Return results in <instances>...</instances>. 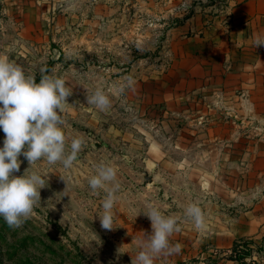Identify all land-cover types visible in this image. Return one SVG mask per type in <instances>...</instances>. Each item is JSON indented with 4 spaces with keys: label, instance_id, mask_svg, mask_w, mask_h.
<instances>
[{
    "label": "rangeland",
    "instance_id": "374dc122",
    "mask_svg": "<svg viewBox=\"0 0 264 264\" xmlns=\"http://www.w3.org/2000/svg\"><path fill=\"white\" fill-rule=\"evenodd\" d=\"M28 1L0 0V57L21 66L36 82L43 75L64 79L69 97L60 114L66 146L74 137L85 143L70 169L41 160L27 173L41 175L45 187L19 227H9L0 217V264H132L144 234H151V222L143 214L147 204L174 216L185 229L169 237L179 251L154 257V264H233L228 259L232 249L210 250L208 230H190L196 227L184 215L188 196L176 200L164 181L145 182L150 138L171 150L167 136L181 127L167 126L153 108L148 110L142 82L170 66L178 27L193 12L190 5L174 8L168 0ZM98 88L110 100L105 110L87 104L86 97ZM4 138L0 130V147ZM167 158L173 161L174 156ZM19 160L17 177L30 167L22 155ZM101 162L116 167L120 184L111 231L102 229L98 218L104 193L94 195L88 185ZM197 197L206 203L201 189ZM250 241L254 252L247 262L264 264V242Z\"/></svg>",
    "mask_w": 264,
    "mask_h": 264
},
{
    "label": "crops",
    "instance_id": "0c3cea01",
    "mask_svg": "<svg viewBox=\"0 0 264 264\" xmlns=\"http://www.w3.org/2000/svg\"><path fill=\"white\" fill-rule=\"evenodd\" d=\"M166 4L193 12L178 27L170 66L144 80L141 94L149 111L181 131L167 136L173 152L150 138L145 182L160 179L170 196H188L202 209L210 250L230 251L242 239L258 244L264 241V46L256 48L255 40L264 38V0Z\"/></svg>",
    "mask_w": 264,
    "mask_h": 264
},
{
    "label": "clouds",
    "instance_id": "9594fccd",
    "mask_svg": "<svg viewBox=\"0 0 264 264\" xmlns=\"http://www.w3.org/2000/svg\"><path fill=\"white\" fill-rule=\"evenodd\" d=\"M261 46H264V38L258 37L255 47ZM67 97L69 91L64 79L43 75L36 82L21 66L0 57V130L5 134L3 147H0V217L9 227H19L40 201L45 179L36 172L27 175L32 166L43 160L49 165L61 163L65 169H70L82 150L85 142L80 137L72 138L70 146H66L62 127L65 121L60 113ZM86 99L87 104L100 110L110 106L109 97L99 88ZM21 155L30 167L23 176L17 177L13 173L20 171ZM88 185L94 195L104 193L102 214L98 218L102 229L113 230V208L120 190L116 167L99 163ZM146 208L143 214L151 222V234H144L132 264H154V257L179 251L178 244L169 242V237L179 231L175 217L164 215L153 204H147ZM184 215L197 229L203 228L204 214L197 204H189Z\"/></svg>",
    "mask_w": 264,
    "mask_h": 264
},
{
    "label": "trees",
    "instance_id": "16d2710c",
    "mask_svg": "<svg viewBox=\"0 0 264 264\" xmlns=\"http://www.w3.org/2000/svg\"><path fill=\"white\" fill-rule=\"evenodd\" d=\"M249 243H251L250 240L243 239L234 243L229 259L234 261L235 264H249L247 259L252 258L254 252V249L249 246Z\"/></svg>",
    "mask_w": 264,
    "mask_h": 264
}]
</instances>
